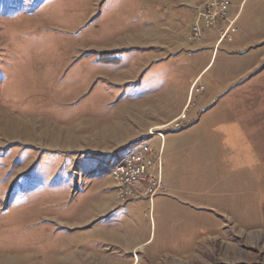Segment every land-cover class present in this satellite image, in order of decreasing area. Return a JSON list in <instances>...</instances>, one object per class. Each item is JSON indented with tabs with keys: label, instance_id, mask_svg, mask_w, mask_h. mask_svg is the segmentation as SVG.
<instances>
[{
	"label": "rangeland",
	"instance_id": "rangeland-1",
	"mask_svg": "<svg viewBox=\"0 0 264 264\" xmlns=\"http://www.w3.org/2000/svg\"><path fill=\"white\" fill-rule=\"evenodd\" d=\"M204 3L0 0V264H264V0Z\"/></svg>",
	"mask_w": 264,
	"mask_h": 264
},
{
	"label": "built area",
	"instance_id": "built-area-1",
	"mask_svg": "<svg viewBox=\"0 0 264 264\" xmlns=\"http://www.w3.org/2000/svg\"><path fill=\"white\" fill-rule=\"evenodd\" d=\"M204 5V8H198L195 13L196 30H190V39L192 40L202 38L204 27H210L227 18L229 0H207ZM231 23L232 21L227 25L225 32ZM143 151H149L148 164H139V170H131V160L138 159V157H133L127 166H121L116 170L121 171L122 181H127V183H136L147 179L151 185L159 187L161 185V153H155L154 148L146 147H143ZM150 190L154 194L151 188Z\"/></svg>",
	"mask_w": 264,
	"mask_h": 264
},
{
	"label": "bare ground",
	"instance_id": "bare-ground-1",
	"mask_svg": "<svg viewBox=\"0 0 264 264\" xmlns=\"http://www.w3.org/2000/svg\"><path fill=\"white\" fill-rule=\"evenodd\" d=\"M193 30H196V22L193 24ZM143 147L152 148L151 145H144ZM143 147L136 153L131 154L130 156L113 164L110 168V171H109L110 175L115 177L116 180L117 179L120 180L126 190L127 189L132 190L133 188H130L131 187L130 185H133L134 183H127V181H122L121 171L116 170V169H120L121 166H127V164H129V160H131V158L133 157H138V159L131 160V170H139V164H148L149 151H143Z\"/></svg>",
	"mask_w": 264,
	"mask_h": 264
},
{
	"label": "crops",
	"instance_id": "crops-1",
	"mask_svg": "<svg viewBox=\"0 0 264 264\" xmlns=\"http://www.w3.org/2000/svg\"><path fill=\"white\" fill-rule=\"evenodd\" d=\"M211 57H212V55H211ZM211 59V58H210ZM205 68V67H204Z\"/></svg>",
	"mask_w": 264,
	"mask_h": 264
},
{
	"label": "trees",
	"instance_id": "trees-1",
	"mask_svg": "<svg viewBox=\"0 0 264 264\" xmlns=\"http://www.w3.org/2000/svg\"><path fill=\"white\" fill-rule=\"evenodd\" d=\"M112 58H114V57H112Z\"/></svg>",
	"mask_w": 264,
	"mask_h": 264
}]
</instances>
